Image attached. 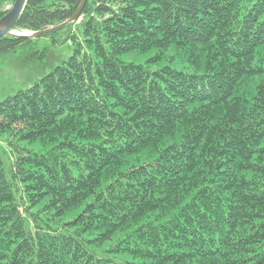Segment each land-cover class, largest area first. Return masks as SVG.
I'll use <instances>...</instances> for the list:
<instances>
[{"label":"trees","instance_id":"16d2710c","mask_svg":"<svg viewBox=\"0 0 264 264\" xmlns=\"http://www.w3.org/2000/svg\"><path fill=\"white\" fill-rule=\"evenodd\" d=\"M83 2L28 0L15 31L81 12L0 40L72 51L0 102L41 147L0 158V264H264V0ZM168 51L191 71L153 70Z\"/></svg>","mask_w":264,"mask_h":264},{"label":"rangeland","instance_id":"374dc122","mask_svg":"<svg viewBox=\"0 0 264 264\" xmlns=\"http://www.w3.org/2000/svg\"><path fill=\"white\" fill-rule=\"evenodd\" d=\"M10 8L11 6L8 5L5 9L9 10ZM63 38V34L57 36L58 41L56 44H53L47 38H42L38 41L40 47L44 45L49 46V53L45 64L39 61L29 62L30 53L22 48L17 50L15 55L0 57V102L14 95L18 90L32 86L36 80L51 72L56 65L72 54L69 44L62 42ZM172 55L173 52L168 51L163 60L152 64V69L157 70L164 65L170 64L177 70L191 71L188 61L182 62L176 59L174 63H170L169 61L172 60ZM155 57L156 53L153 51L127 54L122 59L135 64H147ZM19 149H27L36 153L41 152V147L38 144H28L23 140H18L16 136L10 133L0 132V158L3 161L4 169L7 173H9L14 156L18 154ZM107 255L113 256L112 254ZM115 259L118 261H128L130 258L127 256H116Z\"/></svg>","mask_w":264,"mask_h":264},{"label":"water","instance_id":"95a60500","mask_svg":"<svg viewBox=\"0 0 264 264\" xmlns=\"http://www.w3.org/2000/svg\"><path fill=\"white\" fill-rule=\"evenodd\" d=\"M85 1L86 0H84L83 4L85 3ZM27 2L28 0H15L14 4L8 10V13L3 18L0 19V40L6 37H19V38L29 39V38L40 37V36H43V35H46L52 32L59 31L63 27H65L67 24L75 21L81 12V10H79L77 14L69 21L57 27H54V28H51V29H48L42 32H28V33H22V34L16 33L14 29L23 11L25 10Z\"/></svg>","mask_w":264,"mask_h":264}]
</instances>
